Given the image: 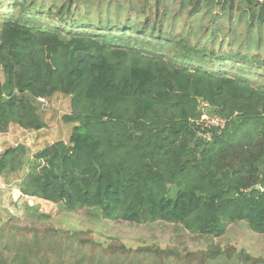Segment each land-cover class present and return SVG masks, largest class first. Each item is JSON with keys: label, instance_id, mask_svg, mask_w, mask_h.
Here are the masks:
<instances>
[{"label": "trees", "instance_id": "16d2710c", "mask_svg": "<svg viewBox=\"0 0 264 264\" xmlns=\"http://www.w3.org/2000/svg\"><path fill=\"white\" fill-rule=\"evenodd\" d=\"M0 20V133L47 128L39 99L57 95L76 124L28 165L22 145L0 153V177L27 169L24 197L207 243L237 223L264 235V0H0ZM201 101L224 128L199 124ZM90 234L10 220L0 264H264Z\"/></svg>", "mask_w": 264, "mask_h": 264}, {"label": "rangeland", "instance_id": "374dc122", "mask_svg": "<svg viewBox=\"0 0 264 264\" xmlns=\"http://www.w3.org/2000/svg\"><path fill=\"white\" fill-rule=\"evenodd\" d=\"M263 1V0H261ZM1 23V20H0ZM1 25V24H0ZM244 29H241L243 31ZM0 79L3 80V72L0 68ZM44 119L48 122V127L56 129L62 133V136H68L72 125L65 124L62 117L69 114V98L62 95L55 96L50 101L39 100L38 103ZM46 108V109H44ZM203 110L208 118L214 116L213 111L208 107ZM202 110V111H203ZM69 126V127H67ZM64 138V137H63ZM27 157L25 159L26 164ZM24 172L11 175L10 177H0V225H8L10 220L21 226L49 225L50 227H59L70 230H84L91 234L83 238H96L101 242H111L121 240L135 248L141 245H155L161 248L176 249L182 256L200 249H206L210 243L224 248L234 256L237 254H246L253 259L264 261V235H259L251 230L244 223L231 224L227 234L222 238L213 241L199 240L191 233L183 230L180 226L172 223H152L136 225L127 222H106L98 220L94 211L88 209L79 210L71 214L63 211L61 207L42 201H32L34 208L39 213L49 215L50 220H31L25 211V206L29 203L21 199L17 190H19L21 177ZM20 200V201H19ZM89 252V247H85Z\"/></svg>", "mask_w": 264, "mask_h": 264}, {"label": "crops", "instance_id": "0c3cea01", "mask_svg": "<svg viewBox=\"0 0 264 264\" xmlns=\"http://www.w3.org/2000/svg\"><path fill=\"white\" fill-rule=\"evenodd\" d=\"M39 100L45 101V99H39ZM65 124L67 123L64 122L60 126V128L64 127ZM70 124L72 125V128L68 136H62L63 134L54 128L53 129L44 128L41 130H33V129L25 130L19 127L18 125L12 124L8 132L0 133V153H4L9 148H15V147L22 145L25 147L26 152H27L26 157L28 158L27 159L28 164L32 163L34 161V155L38 153L39 151L45 149L46 147L54 143L61 142V141L65 143L70 142L71 136L73 133V128L76 126V124L74 123H70ZM26 172H27V169H26ZM10 176H2V177H10ZM17 193L19 194V197H21V199H25V201L28 202L29 203L28 205L31 207L35 205L32 203V201L37 200L40 203L43 201L37 198L24 197L22 195L20 187H19V190H17Z\"/></svg>", "mask_w": 264, "mask_h": 264}, {"label": "built area", "instance_id": "2783aa9c", "mask_svg": "<svg viewBox=\"0 0 264 264\" xmlns=\"http://www.w3.org/2000/svg\"><path fill=\"white\" fill-rule=\"evenodd\" d=\"M208 107L210 108L208 103L201 101L200 106H199L201 111L205 108H208ZM205 111L206 110L202 111V119H201V122L199 124L203 123V125L205 124L206 126H215L218 128H224V126L226 125V122L223 119H221L215 115L211 118H208L205 114Z\"/></svg>", "mask_w": 264, "mask_h": 264}, {"label": "water", "instance_id": "95a60500", "mask_svg": "<svg viewBox=\"0 0 264 264\" xmlns=\"http://www.w3.org/2000/svg\"><path fill=\"white\" fill-rule=\"evenodd\" d=\"M44 109H46V108H44Z\"/></svg>", "mask_w": 264, "mask_h": 264}]
</instances>
